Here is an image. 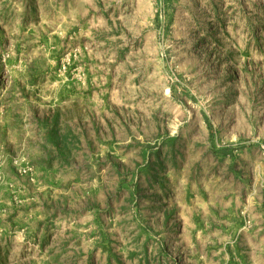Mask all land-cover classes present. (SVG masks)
Returning <instances> with one entry per match:
<instances>
[{
    "label": "rangeland",
    "instance_id": "374dc122",
    "mask_svg": "<svg viewBox=\"0 0 264 264\" xmlns=\"http://www.w3.org/2000/svg\"><path fill=\"white\" fill-rule=\"evenodd\" d=\"M0 264H264V0H0Z\"/></svg>",
    "mask_w": 264,
    "mask_h": 264
},
{
    "label": "trees",
    "instance_id": "16d2710c",
    "mask_svg": "<svg viewBox=\"0 0 264 264\" xmlns=\"http://www.w3.org/2000/svg\"><path fill=\"white\" fill-rule=\"evenodd\" d=\"M207 122H208L209 126L211 127L210 121L207 120ZM223 153H229L230 154V151L229 150H225V151H223Z\"/></svg>",
    "mask_w": 264,
    "mask_h": 264
}]
</instances>
